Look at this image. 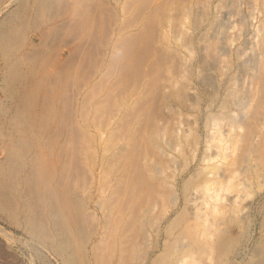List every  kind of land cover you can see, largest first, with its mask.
Instances as JSON below:
<instances>
[{"label": "rangeland", "instance_id": "obj_1", "mask_svg": "<svg viewBox=\"0 0 264 264\" xmlns=\"http://www.w3.org/2000/svg\"><path fill=\"white\" fill-rule=\"evenodd\" d=\"M34 1L39 6L40 1H38V0H0V29L2 28L1 31L4 29V31L2 33L0 31V35L3 36V37H0V44L2 43V45H0V172H3L4 175L6 174V176H4L2 174L5 178L4 181H8V178L10 177L9 181H13V183H15L14 187L11 188L12 190L11 189L8 190L9 191L8 194L9 195L11 194L9 196L10 199L14 198V201L12 199L11 200L13 201V203H15L14 204L15 210L12 208L11 209L9 208V210H10L9 211L8 209L4 208L2 206V204L0 203V205H1L0 206L1 207L0 208V264H67L68 255L73 253L71 255V257L75 258L76 252L71 251L72 249H70V247L68 248L66 246L68 249H66V251H65L64 250L65 248L61 247L62 245L59 244V242H58L59 245L56 244V242H57L56 240L59 241L60 238L58 237L59 236L58 234L54 233L55 231H54V224H52L53 222H49L48 220L46 222L47 223L46 225L48 226V230L51 232V234H50V232H48V230H46L45 232H39L40 235L37 232V234H38L37 235L35 233L34 229H32V226L30 225V224H32V222H29V220L32 221V217L35 219H37V217H40L42 211L43 210L46 211L45 210L46 206L43 207L44 204L41 203L42 204L41 205L40 202H37V198H35V195H34L35 192L32 191L31 187H29V184H28V182H26L25 179L31 174L30 171H32V167L37 165L38 163H40L41 165H48V164L50 165L52 163V159L54 158V156L57 157V155L60 154L57 151L58 145H63L67 141L74 138L76 143L74 142L75 146H74V144H73V146L74 147L78 146L80 148L79 149L76 147V149H78L79 153H77L76 150H74L75 154H77V155H75V157L77 159L78 158L79 159L77 160L75 158L74 159L75 161L72 162L71 165H74V167H75L77 164L79 165L80 161H81L80 164L83 165L82 166L83 168H80L81 165H80V167L77 165L78 167L74 168L76 171L73 169V166L70 167L72 169V171L70 169L69 174L71 175L74 172L71 179L74 177V174H75V179H74L75 181H73V179H72V182L74 183V190H75L76 195L77 196L79 195L78 197L80 199H83V200L86 199L87 200L86 201L87 202L86 207L82 211L84 213L83 215L86 217L92 216L89 213L95 212L99 216L100 212L97 209V207L95 206L94 199L96 198L95 197V195H96V182L98 179L97 172L100 169V165L98 163L99 167L96 164L91 169L89 164L92 163L93 158L96 157V160L99 159V156L102 153L101 151H103L101 147L108 145V144H105V142H104V140H106L107 137H109V140H110V138H112L114 136H118L119 134H121L123 132L124 124H122L123 126H120L118 124L119 122H117V121L119 120L118 118L123 117V115H124V113L122 112L123 110H124V112L125 111L128 112V109H125L124 107L121 108L122 109L121 110L116 105L113 106L115 104V101H114V104L111 102L113 104L112 105L110 103L112 98H114L117 102H120V99L123 100V97H124V100L126 101V100H129L130 96H132V98H136V96H138V97L141 96L140 97V98H142L141 100H140V98H137L138 101H137V99L136 100L134 99L135 104L133 102H131V105L135 106L137 104V106H135V108L133 107L134 113H132V114L136 113L135 115L138 114L139 116L142 114V117L140 116V118H139L140 121L138 120V122H137L138 124L136 125V130L138 127V135H139L138 140H139V142L137 140V142L135 143L137 145H136V147H133V150H134V148H135V150L137 149L138 151L137 150L135 151L137 153L142 149H143L142 151H144L145 146H144L143 139L141 136L143 135L144 129L146 128V126H148L150 121L152 120V115L154 117V114H155V116H157V114H158V107H157L158 105L157 104L159 103V100H160L162 85H165L166 82H169L166 79V77L172 75V72L177 69V66L181 61H185L186 64L191 69L190 70L191 72H187V76H188L187 81H188V78L191 76L189 78L188 83H187L188 85H190L188 87H190V90H192L193 92H195L199 95L200 100L199 99L197 100V103H196V105H194V107L192 105L191 107H189L190 109L189 108H183L182 109V113L180 115V118L182 119L181 126H183V128L184 127L188 128V126H190L189 129L191 131L193 130L192 133H194V134L196 133V135L199 136V137L196 136L198 144H197L196 151H195V153L197 154V160H198L204 151L206 139L209 136H211L212 134H214L215 130L220 129L225 133V132H228L229 128L230 129L233 128V126L230 127L231 123L236 124L235 121H231V120H229V118L225 117L226 113L229 112L232 115V117L238 118L239 115H241L245 111H247L248 108L249 109L251 107L253 108V105H252V102H253L252 96L253 95L251 96V94H250L251 73L254 71V69H256L257 63H255V62L257 61V59L258 60L261 59L263 49H264V0H209V2L207 3L208 4L206 7L207 10H206L205 15L203 17V20L201 19L202 21L200 20L201 21L200 24H198L196 26L195 25L193 26V24H192L193 20L192 19H195L197 17L196 15L200 14L199 13L200 9H198L199 7L197 8L198 5L196 4V3L199 4L200 0H196L195 4L197 6L195 4H192V2L195 0H190L189 3H188V0H185V3L187 2L188 6H189V4L191 5V8H189L190 13H189V11H186V13H182L185 11L183 8H181L179 6V0H178V2H177V0H169L170 1V2L168 1L169 4L167 3L166 0H140V1H138V0H90V1H95L96 3L90 2V4H92V5L89 4L88 11L86 14L84 12H83V14H81L82 15L80 17L81 21L78 22V20H77L78 23H74L73 20L70 18L71 11H70V8H68V7L69 6L71 7L70 4L72 3L71 1H73V0H68L69 2L67 0H53V1L49 0L50 5L48 4V6L44 9L46 11H44L43 13H42V10L40 9V7H38ZM56 1L59 4L61 3V5H58L57 3H55ZM124 1L126 2V4ZM133 1H137V2L134 3ZM182 1H184V0H182ZM98 2H100V3H98ZM130 2L131 3L133 2L132 6H131ZM180 2H181V0H180ZM120 3L125 4L126 6L120 5ZM127 3H129V4H127ZM175 3H177L176 4L177 6L175 5ZM23 4H24V6H23ZM25 5H26V7H25ZM55 5H56V9H55ZM173 5H175L176 7H174ZM166 6L169 8H167ZM178 7H180V8H178ZM128 8L130 9L129 11L127 10ZM39 9L41 11H39ZM61 9H63V10H61ZM122 9H124V10H122ZM180 9H182V10H180ZM37 10L39 13H37ZM151 10H152V12H151ZM48 11H50V12H48ZM52 11H54V12H52ZM47 12H48V14H46ZM58 12H60V13L58 14ZM121 12H123V14H121ZM178 12H181L180 13L181 16H182V14H185V15H183L181 17V19H180V15L177 18ZM34 13H35V15L39 14L40 17H37L38 15L35 16ZM44 13L46 15H44ZM52 13H53V16H51ZM68 13H69V15H68ZM145 13H147V14H145ZM41 14H43V15H41ZM187 14H188V16H187ZM189 14H191V15H189ZM56 15H58V16L55 17ZM148 15H150V16L148 17ZM175 15H177V16L172 17ZM34 16H35V18H34ZM46 16L48 18H46ZM194 16H196V17L194 18ZM44 17L48 21L45 20ZM165 17L168 19V22H167ZM168 17H170V18H168ZM18 18H19V20H18ZM41 18H43L44 20L42 19L43 20L42 21ZM90 18H92L91 19L92 21L90 20ZM142 18H144V19H142ZM11 19H12V21H11ZM36 19L37 20L39 19L40 21L39 20L37 21ZM182 19H187L186 20L187 22L189 20V22H188L189 24ZM59 20L61 21V23ZM65 20H67V21H65ZM173 20H175V21H173ZM177 20H178V22H177ZM14 21H16L17 24ZM24 21H27V22H24ZM68 21H70V23ZM84 21H85V24H84ZM44 22H45V24H44ZM55 22H56L57 26L55 25ZM58 22L60 24H58ZM81 22H83V23H81ZM91 22H92V25H91ZM10 23H11V26H10ZM21 23H23V25L26 24L27 26L26 25L22 26ZM160 23H163V24H160ZM168 23H169V25H168ZM178 23L179 24L182 23V25L180 24L181 26H178L179 25ZM12 24H13L14 30L12 29ZM70 24L73 26L71 29H70V27H71ZM164 24L169 26V28L166 27ZM174 24H175V26H173ZM176 24H178V25H176ZM5 25L9 28H7ZM18 25H20L19 29L17 27ZM58 25H60V26L58 27ZM65 25L67 27L69 25L70 27L67 28V27H65ZM83 25H85V26H83ZM37 26H39V27H37ZM78 26L81 28L79 29ZM176 26H178V27H176ZM49 27L52 28L53 30L50 29ZM62 27H64V28L61 30ZM85 27H86V29H85ZM180 27H183V28H181L183 31V34L182 33L179 34V38H180L179 39L178 35H176V31H178V29ZM15 28H17L18 31ZM46 28H48V29H46ZM65 28H67V29H65ZM166 28H168V29L166 30ZM23 29H24V31H23ZM117 29L120 32H118ZM21 30L23 31L22 34H21V32H22ZM45 30H46L47 34L44 33ZM171 30H173V32L175 31V34L172 33ZM42 31H43V33H42ZM160 31L161 32L167 31L166 33L169 36L168 37L169 40L167 39L168 40L167 42L168 43L171 42L168 44L169 46L167 45L168 47H165L163 44H161V43H164V41H163L164 38H163V33H162V35H161V33L159 34ZM168 31H170V32H168ZM49 32L51 33L50 36L48 34ZM66 32H68V33H66ZM78 32H79V34H78ZM6 33H9L10 35L9 34L6 35ZM116 33L118 35H120L121 37H119V36L115 37V36H117ZM172 34L177 36L178 40L181 42L180 44H178L179 47H177V43H175L176 44L175 45L174 40L171 39ZM177 34H178V32H177ZM73 35L76 38L75 41H73L75 39L73 37ZM84 35H88L89 38H88V36H84ZM127 35L129 37H127ZM180 35H181V37H180ZM16 36H18V37L14 38ZM51 36H52V38H50ZM83 36L85 37L84 41L82 38ZM158 36L161 38H159ZM40 38L45 39V41L42 39L40 40ZM54 38H55V40H54ZM5 39H6V42H5ZM51 39H52V41H51ZM86 39H88V40H86ZM1 40H3V41L1 42ZM11 40H13V41H11ZM105 40L107 42H105ZM113 40L115 43L117 42L118 50L116 49V51H114L116 54L113 51H110L112 48L111 44H113ZM212 40L216 42L217 55L214 56L215 58L213 57L212 59H208V61H206L207 60V57H205L206 56V50H204L205 42L206 41H212ZM8 41H10V42L8 43ZM40 41H42V42H40ZM48 41H50L51 43L50 42L48 43ZM161 41H163V42H161ZM53 42H54V44H53ZM30 43H31L32 47H29ZM119 43H121V45ZM33 44L35 45V47H33ZM42 44L43 45L45 44V45L42 46ZM181 45H183V46H181ZM74 46H77V47H74ZM160 46H164V47H160ZM28 47L30 49H28ZM121 47H122V49L124 48L123 51H122V49L120 50ZM1 48H4V51ZM37 48H39V49H37ZM45 48L47 50H44ZM75 48L77 51L75 50ZM81 48L84 50L81 51L82 50ZM164 48H166V50ZM6 49H8V50H6ZM27 49H28V51H27ZM33 49L37 52H35V51L33 52ZM169 49L171 51H167ZM175 49H176V51L174 52ZM5 50L8 52H5ZM15 50H18V51H15ZM31 50H32V52H31ZM73 50H75V51H73ZM112 50H113V48H112ZM9 51H10V53H9ZM11 52H12V54H11ZM25 52H28V53H25ZM45 52H47V54H49V55H47ZM52 52H53V54H52ZM110 52H112L113 54L112 53H111L112 55L109 54ZM176 52L179 53L180 56H178L179 54L175 55ZM40 53H43V54L39 58L38 56L40 55ZM118 53H120V54H118ZM172 53H173V57H172V55H170ZM15 54H17V56L19 54V56H18L19 58H17ZM24 54H26V57L28 59L26 57H24L25 56ZM29 54H31V56ZM10 55H12V56H10ZM52 55H54V56H52ZM201 55L202 56L205 55V56L202 57ZM4 56L7 58H5ZM42 56H43V58H42ZM116 56H117V58H116ZM20 57H24V58L20 59ZM132 57H134L135 59H133ZM201 57L205 59V60H203V62H206V64L201 63V61H202ZM25 58H26V60H25ZM73 58H76V59L74 60ZM110 58L111 59L114 58V60H111ZM12 59L14 61H12ZM49 59H51V61ZM29 60H31V61L33 60V61L31 62ZM15 61L16 62L20 61L21 63L18 62V64H17ZM34 61H35V63H34ZM43 61L45 63L48 62L47 66L45 65V67H44L45 63ZM107 61H108V63H107ZM11 62H13V63H11ZM26 62H28V63H26ZM40 62H41V64H40ZM15 64H16V66H15ZM22 64H23V66H22ZM27 64L28 65L32 64V65L30 67ZM33 64L35 67H32ZM38 64H40L39 65L40 67H38ZM111 64H115L116 66L114 67ZM120 64L122 66H120ZM24 65H25V67H24ZM26 65L28 68H26ZM64 65H65V67H64ZM156 65H157V67L160 66V68H157ZM173 65L174 66L176 65V67H174ZM11 66L15 70L17 69L18 72L21 71L20 76H21L22 82L21 83L18 82L16 84L17 86H15V89L19 88L20 90L19 89L18 90L8 89V87H6L8 81H9V78H10V71H7V70L12 69ZM168 66H170V67H168ZM36 67H37V70H36ZM118 67L121 69H119ZM152 67H153V69H152ZM154 67L157 68L156 70H158L159 72L156 71ZM24 68H26V70H24ZM29 68H32V71H29V70H31ZM111 68H113V69H111ZM34 69H35L36 73L34 72ZM45 69H46L45 72L47 74L46 76L43 73L44 72L43 70H45ZM171 69H172V71H170ZM163 70L166 71V72H164L165 74H163ZM26 71H27V74H26ZM102 71H104V72L101 75ZM168 72H170L169 74H171V75H169ZM32 73H34V77H33ZM166 73L168 75H166ZM188 73H190V74H188ZM43 74H44L45 79H46L45 84H44L45 86L40 85L39 87L35 88V85L33 86L32 84L36 82L35 80L37 78H39L40 75H42L41 77L44 78ZM53 74H55V75H53ZM146 74H148V76L145 77ZM22 75L23 76L28 75V76L23 78ZM31 75H32V77H31ZM100 75H101V77H100ZM116 75H117V77H116ZM50 76H53V77L50 78ZM131 76H132V78H131ZM5 77H7L6 78L7 81H6ZM98 77H100V78H98ZM106 77H108V78H106ZM115 77H116V79H115ZM152 77L155 79H153ZM156 77H157V79H156ZM162 77L165 78L166 80L163 79ZM25 78L27 79L26 81H25ZM96 78H98V80ZM112 78H114V79H112ZM130 78H131L132 82H131ZM159 78H160V81H159ZM169 78H171V77H168V79ZM29 79H31V80L29 81ZM49 79L50 80L52 79V80L50 81ZM105 79H107V80L104 82ZM121 79H123V80H121ZM161 79H163V80H161ZM23 80H24V82H23ZM113 80H115V81H113ZM94 81H96V82H94ZM99 81H102V83ZM154 81H156V82H154ZM214 81L220 83V85L218 87L219 99H217L211 105H208V94H207V92L212 90L216 86V85H214ZM144 82L146 84H144ZM49 83H51L52 86ZM93 83L97 84L96 86L100 89V91H99V89H97L96 86L94 88L95 90H93V86H92ZM112 83L114 84L112 89L113 90L115 89L114 90L115 95H113L110 98L109 97L104 98V99H107L108 101L105 100V103H103V106H101L99 104H95L97 101V98L99 100V99L103 98L102 96H104V94L107 95V94L112 93V92L107 93V90L111 86L110 84H112ZM131 83H133V84H131ZM138 83L140 84V86L137 85V86H139V88H141V86L145 85V86H143L144 92L142 94H140L141 91H139V90H137V92H136L137 86L135 84H138ZM153 83H155V84H153ZM27 84H30V85H28L29 86L28 88H31L34 92L36 91L38 93L36 95V99H33L34 101H36L35 102L36 105L34 107V110H32L30 107H28V108L26 107L23 110V113H21L22 115H20V114L17 115L16 109L19 108L20 106L21 107L24 106L23 102H21L19 99H20V95H21L22 91L24 90V88ZM122 84H124V85H122ZM98 85L100 87L102 86V89ZM18 86H20V87H18ZM149 86H151V87H149ZM153 86H154V88H153ZM16 87H18V88H16ZM40 87H43V89ZM116 87H118V88H116ZM157 87H159V91H158ZM38 88H40V89H38ZM45 88H47L46 92H45V90H46ZM129 88H130V90H129ZM151 88H152V90H151ZM51 89H53V90H51ZM87 89H89L88 93L86 92ZM118 89H120V90H118ZM10 90H12V91H10ZM16 91H18V92H16ZM50 91H52V92H50ZM90 91H93L92 95H91ZM131 91L134 92V95H133V93H131ZM42 92H44V93H42ZM119 92H120V94H117ZM121 92H124V95ZM126 92H127V94H126ZM138 92H140V93L137 94ZM149 92L151 94H149ZM13 93H15V94H13ZM45 93H46V95L47 94H50V95H47V97H46ZM94 93H96V94L98 93V94L93 95ZM155 93H157V94H155ZM225 93L227 95L226 97L228 99V105H227L226 109L224 111H222L219 108V102L221 100L220 98H222ZM83 94H84V96H83ZM40 95H42L43 98L45 97L46 99H43L42 96H40ZM116 95H120L119 99H118L119 96L117 97L118 100L115 97ZM49 96H50V98H49ZM40 97H41V99H40ZM99 97H101V98H99ZM151 97H152V99H151ZM51 98H52V101L50 102ZM87 98H90V100L88 99L89 101H86ZM109 99H111V100H109ZM83 100H85V102H82ZM41 102L43 104L44 103L45 104L43 105ZM18 103L19 104L21 103V104L19 105ZM37 103H39V104H37ZM47 103H49V106L52 104V107L49 110L50 116H48L47 120H45L46 123L44 121V122L38 123L39 125L36 124V125H33L30 127L28 125L27 121L29 120L30 117H32L34 115L33 112L43 111V107H45V105H47ZM82 103H83V105L85 104L84 105L85 107L82 106L83 109H81V110L85 109L84 110L85 112L82 111L83 113H80L79 108L81 106H79V105H82ZM92 103L95 105H93ZM148 103H150V104L148 105ZM104 104L105 105L108 104L109 106H106V108H105ZM145 104H146V106H145ZM110 105L113 106L114 111L112 110V107H110ZM127 105H129V102ZM141 105H142V108L140 107ZM154 105H157V106L155 107ZM86 106H87V108L89 106V108L87 110H86ZM143 106H145V107H143ZM97 107H100L102 112H99L98 110L96 111L95 109ZM103 107L105 108V110ZM136 107H137V109H136ZM138 107H140L141 109L138 110ZM156 108H157V111H156ZM27 109H28V111H27ZM106 109H107V111L109 110L110 113H108L106 111ZM47 110H48V108H47ZM111 110H112L113 114L111 113ZM24 111H25V113H24ZM103 111H104V113H103ZM142 111H144V113ZM152 112L154 114H152ZM84 113H87V115L85 114L86 115L85 117H83ZM93 113L94 114L96 113L99 116L96 117V114L94 115ZM101 113L103 116L101 115ZM115 113H116V115H115ZM121 113H123V115ZM47 114H48V112H47ZM106 114L107 115L109 114L110 116L108 115V118H106L107 117ZM120 114H121V116H120ZM146 114H148L149 116ZM52 115H53V117H51ZM67 116H70V117H67ZM91 117L92 118L94 117V119H92ZM60 118H63V120ZM64 118L66 119L65 121H64ZM99 118L101 119V121L98 120ZM142 118H143V120H141ZM147 118L149 120L150 119L151 120L149 121V120H147ZM50 119H52V120H50ZM84 119L86 121H84ZM102 119H104V121ZM92 120H95L94 123L92 122ZM106 120H108L109 122L107 121L108 123H106L105 122ZM102 121H103V123H102ZM17 122L25 123L24 125L26 128L23 126L19 127L18 125H16ZM83 122H86V123H83ZM26 123H27V126H26ZM59 123H60V125H59ZM68 123H70V124L72 123L73 126L68 125ZM75 123L77 125L76 130L79 129L81 131V129H82L81 132L79 130H77V131L74 130ZM97 123H99V124L97 125ZM85 124H87V125H85ZM114 124H116V125H114ZM37 125L39 126V128ZM89 125L91 127H87ZM99 125H101V126H99ZM102 125L103 126L105 125L104 126L105 129H103L104 127ZM12 126L14 128H12ZM16 126L18 129V130L16 129L17 131H15ZM36 126H37V128H36ZM43 126L45 128L44 131H43ZM59 126H61V127L63 126V127L61 128ZM191 126H193V127H191ZM69 127H71V129ZM101 127H103V128H101ZM20 128H22L23 130ZM263 128H264V125H263ZM83 129H85V130H83ZM110 129H112V131L113 130L114 131L110 133V131H111ZM141 129H142V132L140 133ZM28 130L30 132H28ZM98 130H100V131H98ZM101 130H103V131H101ZM108 130H110V131H108ZM115 130H116V132H115ZM118 130L121 131V133ZM66 131H67V133H66ZM31 132H32V134H30ZM117 132H119V134ZM15 133H17V134H15ZM37 133H39V135ZM70 133H73L72 135H75V136L69 135ZM81 133H83V134H81ZM113 133H114V135H112ZM9 134L12 138L8 137ZM54 134H56V135H54ZM80 134L83 137H81ZM40 135H42V136L40 137ZM65 135H68V137L66 138ZM89 135H92V137H93L92 141H90L92 139V137H90L89 141L87 140ZM51 136H54L55 138H53ZM57 136H59V137L57 138ZM75 137H77L78 139H76ZM140 138L142 139L141 143H140ZM28 139H30V140H28ZM189 139L190 140H188V137H187L186 141L185 140L181 141L184 145L182 143H178L179 146H180V144L183 145V148H181V150L182 149L184 151L187 150L186 151L187 153L182 152L183 150L182 151L180 150L178 144L177 145L171 144V146H173V147H169L168 151L171 153H176L177 151H181V152H177V153H182L183 157H187V159H188L189 157H191V155H192L191 152L194 150V146L196 145V144L194 145L193 143L191 144V137H189ZM35 140H37V141L34 143ZM50 140H52V141H50ZM28 141H29V143H28ZM77 141H82L81 145L79 144V142L77 143ZM84 141H86V142H84ZM187 141H189V142H187ZM23 142L25 144H23ZM53 142L55 143L54 145H53ZM37 143H39V145ZM84 144H85V147H87L86 145H88V144L92 145V148L89 145H88V147H90V148H88V147L85 148L89 151L91 150L90 152H92L94 150V152H92L91 155L88 156L87 150L83 151L84 148L82 147V145H84ZM138 144H140V145H138ZM185 145L187 146V148ZM188 145L190 146V148L192 147L193 150L190 149ZM108 148H109V146H108ZM170 148H172L171 149L172 151L170 150ZM173 148L174 149L177 148V151L174 152L176 149L174 150ZM11 149H17L18 151L21 152V154H23L22 157H24V158L21 157L22 160L20 159V161H22L21 164L24 163V165H23L24 167H22V165H21L19 167V169H21V168L22 169L21 170L18 169L19 171H17L16 167L13 168L9 165L10 161H9V157H7L9 155H7V154L10 153ZM39 149H41V150H39ZM48 150H50V152L52 151L51 155H49L50 152ZM188 150H191V151H188ZM89 151H88V153H90ZM24 152H26V153L24 154ZM45 152H47V153L45 154ZM56 152H58V154ZM188 152H190V153H188ZM32 153H34L35 155L40 153L42 155V157H44V158H42L40 154H38V156H35ZM140 153H141V151L139 152L138 156L142 155V154L140 155ZM184 153L186 154L185 156H184ZM93 154H95L96 156H93ZM182 154H181V156H179L180 158H183ZM32 155L34 157H31ZM52 155H53V157H52ZM85 156H86V159H84ZM38 157H41L44 160H41ZM45 157L48 160H50L51 162L49 163V161H47V159H45ZM61 157H62V154H61ZM179 157L177 156V163L178 162L180 163V161H182L179 159ZM88 158H91V159H88ZM82 159H84V160H82ZM33 160H35V161H33ZM89 160H91V161H89ZM197 160L195 163H192V165L190 166V169L186 173H184L183 177H187L188 174L191 172V170L195 169V166H197V163H198ZM45 161H47V162H45ZM7 163H9V164L7 165ZM83 163H85V164H83ZM31 164H34V165L31 166ZM84 165L86 166L87 170H85L86 168ZM1 170H3V171H1ZM78 170H79V172L77 173ZM24 174L26 177L24 176ZM59 174H58L59 178H56V177H55V179L53 178L54 181L60 180L61 175H59ZM77 174H79V175L81 174L80 175L81 178H79V175H77ZM2 175L0 174V176H2ZM10 175L11 176L13 175V177H15V180L13 179V177L11 179ZM83 175H84V178H82ZM262 177H261V183H262L261 190L259 192H257V194H255L253 197H251V198L249 197L250 198L249 200L252 201L251 202L252 205H251V208L248 210V216H247L248 218H246L248 220H245L243 223L244 225L242 224L241 227H232L231 228V234H233V235L235 234L234 236L238 237V242H239V243H237V245L235 247L237 250H235V252L232 255H229V258H231V260L233 259L232 260L233 262H231V264H242V263L244 264L245 262H247L252 255L251 253L254 250L256 242L261 237L264 236V227H262V226H264L262 224V223H264L262 221L263 220L262 217H263V213H264V175ZM83 179H85L84 184H83ZM77 182H78V185H77ZM79 185H80V187H79ZM77 186H78V188L76 189ZM16 188H17V190H16ZM27 189H28V191H27ZM80 190H82V191H80ZM86 190H88V192ZM21 193H22V195H21ZM25 193H26V195H24ZM28 194H31L30 199H28L29 198ZM23 195H24V197H23ZM89 196L93 197V198L90 200V199H88V198H90ZM26 197H28V198L25 199ZM22 199H24V200H22ZM31 201L33 202V204ZM28 203H30L31 206H29ZM22 205H24V206H22ZM25 206H26V208H25ZM28 206H29V208H27ZM17 208H18V210H17ZM21 209H22V211H24V209H25V211L22 212ZM4 210L5 211L8 210V212H5ZM29 211H30V213H28ZM33 212H34V216L32 215ZM30 214H31V216H30ZM28 216H30L31 219ZM12 217H14V218H12ZM27 217L29 218L28 221H27V219H28ZM91 218L92 217L85 218L84 225H83V227L87 228V229H85V228L84 229L88 232L92 228L91 221H94V220H91ZM85 223H88L90 225L88 226L86 224L87 225L86 226ZM92 224H94V222ZM44 227H46V226H44ZM50 228H51V230H50ZM45 229H47V228H45ZM30 230H33V231H30ZM34 233H35V235H34ZM41 233L42 234L46 233V234H49L50 236L51 235L52 236H51V238L48 237V239H47V238H45V236L47 237V235L43 234V236H42ZM54 238H55V240H54ZM49 239H51V240H49ZM52 240H54V241H52ZM89 243H91V238L86 243V250H87L88 254L90 251V248H89L90 244ZM68 246H70V245H68ZM190 260L191 261L187 264H202L200 262H198V263H196V261L194 262V260H195L194 258H191Z\"/></svg>", "mask_w": 264, "mask_h": 264}, {"label": "bare ground", "instance_id": "obj_2", "mask_svg": "<svg viewBox=\"0 0 264 264\" xmlns=\"http://www.w3.org/2000/svg\"><path fill=\"white\" fill-rule=\"evenodd\" d=\"M38 1H40L39 6L35 1L34 2L36 3V5L38 7H40V9L42 10V13H43L44 11H46L44 9L48 6L50 1L49 0H38ZM138 1H140V0H138ZM166 1L168 3L169 0H166ZM189 1L190 0H188V3H189ZM71 2H72L70 4L71 7L70 6L68 7V8H70V11H71L70 18L73 20L74 23H78L79 21H81V19H80V17L82 16L81 14H83V12L85 14L87 13L90 2L92 3L95 1L73 0ZM133 2L135 3L137 1H133ZM177 2H178V0H177ZM193 2H192V4H195L196 0ZM208 2H209V0H202V1L200 0L199 4L196 3L198 6L195 4L197 6V8L199 7L198 9H200V11H199L200 14L196 15L197 17L194 16V18L196 17L195 19H192L193 20L192 21L193 26L200 24V22L203 20V17L205 15L206 10H207L206 7L208 5L207 4ZM55 3H57L58 5H61V3L59 4L57 1ZM98 3H100V2H98ZM132 3H131V6L133 5ZM125 4H126V2H125ZM125 4L120 3V5H125ZM127 4H129V3H127ZM176 4L177 3H175V5ZM90 5H92V4H90ZM175 5H173V6L176 7L177 5L176 6ZM23 6H24V4H23ZM179 6L181 8H183L185 11L182 13H186V11H189V13H190L189 8H191V5L189 4V6H190L189 7L187 5V2L185 3V0L184 1L181 0V2L179 0ZM25 7H26V5H25ZM180 7H178V8H180ZM167 8H169V7H167ZM40 9H39V11H41ZM55 9H56V5H55ZM61 10H63V9H61ZM122 10H124V9H122ZM127 10L129 11L130 9L128 8ZM180 10H182V9H180ZM54 11H52V12H54ZM48 12H50V11H48ZM48 12L46 14H48ZM151 12H152V10H151ZM35 13H34V15H35ZM37 13H39L38 10H37ZM59 13L60 12H58V14ZM147 13H145V14H147ZM180 13L181 12H178L177 13L178 16L175 15L172 17L177 16V18H178ZM46 14L44 13V15H46ZM121 14H123V12H121ZM41 15H43V14H41ZM68 15H69V13H68ZM150 15H148V17ZM183 15H185V14H182V16ZM189 15H191V14H189ZM35 16L40 17L39 14H36ZM35 16H34V18H35ZM51 16H53V13ZM57 16L58 15H56L55 17H57ZM182 16L180 15V19ZM187 16H188V14H187ZM46 18H48V17L46 16ZM46 18H45V20H47ZM168 18H170V17H168ZM42 19L43 18H41V20ZM91 19L92 18H90V20ZM142 19H144V18H142ZM187 19H182V20L187 22L186 21ZM18 20H19V18H18ZM77 20H78V22H77ZM166 20L168 22L167 18H166ZM11 21H12V19H11ZM65 21H67V20H65ZM173 21H175V20H173ZM14 22L16 23V21H14ZM24 22H27V21H24ZM56 22H55V25H56ZM68 22L70 23V21H68ZM177 22H178V20H177ZM188 22H189V20H188ZM60 23H61V21H60ZM60 23L58 22V24H60ZM81 23H83V22H81ZM163 23H160V24H163ZM13 24H12V29H13ZM21 24H22V26L26 25V24L23 25V23H21ZM44 24H45V22H44ZM84 24H85V21H84ZM178 24H176V25H178ZM180 24L182 25V23H180ZM180 24L178 26H181ZM91 25H92V22H91ZM168 25H169V23H168ZM10 26H11V23H10ZM19 26L20 25L17 26L18 29L20 28ZM59 26L60 25H58V27ZM83 26H85V25H83ZM165 26L169 28V26H167V25H165ZM173 26H175V24ZM178 26H176V27H178ZM37 27H39V26H37ZM65 27H67V26L65 25ZM68 27H70V26L68 25ZM72 27L73 26L71 25L70 29ZM7 28H9V27H7ZM63 28L64 27H62L61 30ZM67 28H65V29H67ZM80 28L81 27H79V29ZM168 28H166V30ZM181 28H183V27H180L178 29V31H176V35H178V38H179V34H181V33L183 34V31ZM1 29H0V31H1ZM15 29H17V28H15ZM18 29H17V31H18ZM46 29H48V28H46ZM50 29H52V28H50ZM85 29H86V27H85ZM3 31H4V29L1 31V33ZM23 31H24V29H23ZM23 31L21 32V34L23 33ZM117 31H118V29H117ZM171 31H172V33L175 34V31L174 32H173V30H171ZM118 32H120V31H118ZM166 32L160 31L159 34L161 33V35H162V33H163L164 40L163 39L162 40L164 41V43H161V44H163L165 47H168L169 46L168 44L171 42H169V43L167 42L169 40L168 39L169 36L167 35ZM168 32H170V31H168ZM177 32H178V34H177ZM42 33H43V31H42ZM44 33H46V30L44 31ZM66 33H68V32H66ZM7 34H9V33H6V35ZM48 34L50 36L51 33L49 32ZM78 34H79V32H78ZM174 34H172V37L173 36L174 37L173 38L171 37V39H173L174 44L177 43V47H179L178 44H180L181 42L178 40L177 36H175ZM74 35H73V37H74ZM84 36H88V35H84ZM84 36L82 37L83 41L85 40ZM118 36L121 37L118 34L115 37H118ZM0 37H3V36L0 35ZM17 37L18 36L14 37V38H17ZM127 37H129V36L127 35ZM180 37H181V35H180ZM42 38H40V40ZM50 38H52V36ZM88 38H89V36H88ZM159 38H161V37H159ZM45 39H42V40L45 41ZM54 40H55V38H54ZM75 40H76V38L73 41H75ZM86 40H88V39H86ZM2 41L3 40H1V42ZM11 41H13V40H11ZM51 41H52V39H51ZM163 41H161V42H163ZM5 42H6V39H5ZM9 42L10 41H8V43ZM40 42H42V41H40ZM49 42L50 41H48V43ZM105 42H107V41L105 40ZM53 44H54V42H53ZM119 44L121 45V43H119ZM0 45H2V43ZM44 45L42 44V46H44ZM77 46H74V47H77ZM111 46H112L113 50L111 48L110 51L114 52V51H116V49L118 50L117 42L115 43L114 40H113V44H111ZM164 46H160V47H164ZM181 46H183V45H181ZM29 47H32L31 43H30ZM29 47H28V49H30ZM33 47H35L34 44H33ZM122 47L120 48V50L122 49ZM216 47H217L216 42L213 40L205 42L204 50H206V56L205 55L204 56L207 57L206 61H208V59H212L214 56L217 55V50H216L217 48ZM4 48H1V49L4 51ZM28 49H27V51H28ZM37 49H39V48H37ZM123 49H122V51H123ZM164 49L166 50V48H164ZM170 49L167 51H171ZM6 50H8V49H6ZM6 50H5V52H8ZM44 50H47V49L45 48ZM75 50H76V48H75ZM75 50H73V51H75ZM83 50L84 49H82L81 51H83ZM15 51H18V50H15ZM34 51L35 50L33 49V52ZM175 51H176V49L174 50V52ZM31 52H32V50H31ZM35 52H37V51H35ZM9 53H10V51H9ZM25 53H28V52H25ZM45 53L47 54V52H45ZM111 53L112 52H110L109 54H111ZM11 54H12V52H11ZM42 54L43 53H40V55L38 54L39 55L38 57L40 58ZM52 54H53V52H52ZM118 54H120V53H118ZM177 54H179V53L176 52L175 55H177ZM15 55L17 58H19L18 57L19 54H18V56H17V54H15ZM24 55H25L24 57H26V54H24ZM29 55L31 56V54H29ZM47 55H49V54H47ZM170 55H172V57H173V53ZM10 56H12V55H10ZM52 56H54V55H52ZM178 56H180V54ZM204 56H202V57H204ZM24 57H20V59L24 58ZM202 57H201V60H202L201 63L206 64V62H203V60H205V59ZM5 58H7V57H5ZM26 58H25V60H26ZM42 58H43V56H42ZM116 58H117V56H116ZM132 58L135 59L134 57H132ZM73 59L75 60L76 58H73ZM49 60L51 61V59H49ZM111 60H114V58H112ZM12 61H14V60L12 59ZM29 61H31V60H29ZM18 62H20V61H18ZM18 62H16V63L18 64ZM48 62L47 63L44 62L45 63L44 67H45V65L47 66ZM11 63H13V62H11ZM26 63H28V62H26ZM34 63H35V61H34ZM107 63H108V61H107ZM255 63H257V64H256V69H254V71L251 73V88H250V94H251V96L253 95L252 96L253 108L252 107H251L252 109L248 108V110L245 111L243 114L239 115L238 118L232 117V115L229 112L226 113L225 117L229 118V120H231V121H235L236 124L231 123L230 127L233 126V128H231V129L229 128L228 132H225V133L220 129L215 130L214 134H212L211 136H209L206 139L204 151L198 160H197V154L195 153L196 147L198 144L196 136H198V135H196V133L195 134L192 133L193 130L191 131L189 129L190 126H188V128L187 127L183 128V126H181L182 119L180 118V115L182 113V109L183 108H189L192 105L194 107V105H196V103H197V100L198 99L200 100L199 95L197 93L193 92L192 90H190V87H188L190 85H188L187 83H188L189 78L191 76L189 75L190 77L188 78V81H187V77H188L187 72H191L190 71L191 69L186 64L185 61H181L178 64L177 69L172 72V75L169 74L170 72H168V74L171 75L168 77H171V78H169L170 79L169 80L168 77H166V79L169 82H166V84L164 83L165 85H162V91L160 90L161 91L160 100H159L158 104L156 103L158 106L154 105L155 107L156 106L158 107V114H157V116H155V114L152 112V114H154V117L152 115V120L150 119L151 121L147 118V120H149L150 123L148 126H146V128L144 129V133L141 136L143 139L144 146H145L144 151H142L143 149L142 150L139 149L141 151L140 155L142 154L141 156H138L140 151L138 153L135 152L137 149L135 150V148H134V150H133V147H136L137 144H135V143L139 139L138 138L139 137L138 127L136 130V125L138 124L137 123L138 120L140 121V119H139L140 116L142 117L141 113L142 112L144 113L145 110L140 113L141 114L140 116L138 114L135 115L136 113L132 114V113H134V108H135V106H137V104L135 106L131 105V102L134 103L135 100L137 98H140L141 96L140 97L136 96V98H132V96H130L129 100L125 101L124 97L121 95L123 97V100L120 99V102H117L114 98H112V100L109 99V100H111L110 103L112 102L114 104V101H115L114 105L111 103L113 106L116 105L120 109L124 107L125 109H128V112L127 111L124 112V110H123L122 112L124 113V115H123V113H121L123 115V117H121L122 119L121 118H118L119 120L117 119L118 120L117 122H119L118 124L120 126H123L122 124H124L123 132L121 133V131L118 130L121 134H119V132H117L119 135L110 138V140H109V137H107V139L104 140L105 144H108L107 146L105 145L107 148L105 146L101 147L103 151H101L102 153L100 154L99 159L96 160V157H95L92 159V163L89 164L91 169L96 164L98 167L100 165V169L97 172L98 179L96 182V195H95L96 198L94 199L95 206L99 210L100 215L98 216L95 212L94 213L91 212L92 214L89 213L92 216H87V217L88 218L92 217L91 220H94V221H91L92 228L90 227L91 228L90 231L89 232L86 231L85 229H87V228L83 227V225H84L85 218H87V217L83 215L84 213L82 211L86 207V204H87L86 201L87 200L86 199H84V200L80 199L78 197L79 195L78 196L76 195L75 190H74V183L72 182V179H73V181H75L74 180L75 174H74V177L72 179H71V177H72L74 172L73 173L71 172L72 173L71 175L69 174V172H70L69 170L71 169L70 168L71 166H73V169L78 167V166L80 167V165H81L80 168H83L82 167L83 165L80 164L81 161H80V163L78 162L79 163V165L77 164L78 166L76 164H75L76 165L75 167H74V165H71L72 162L75 161L74 160L76 158L75 155H77V154H75L74 150H76V152L79 153L78 149H76V147L77 148H79V147L78 146L74 147L76 142H75V139L72 138L71 140L67 141L65 144L58 145L57 151L60 154H58V152H56L58 155H57V157L54 156V158L52 159V163L50 165L49 164L48 165H41L40 163H38L37 165L33 166L34 164H31V166H33L32 171H30L31 174L29 173L30 175L25 179L26 182H28L29 187H31L32 191L35 192L34 195H35V198H37V202H40V204L41 203L44 204L43 207L46 206V208H45L46 211L43 210L41 213V216L37 217V219L32 217V221H30L29 218L31 219V217H30L31 214H30V216H28L29 218L27 217L28 218L27 221L29 220V222H32V224H30V225L32 226V229H34L35 233L37 234V232H38V234H39V232H45L46 230H48V226L46 225L47 220L49 222H53L52 224H54V231H55L54 233L58 234L59 236L58 235L57 236L60 238L59 241L56 240L57 241L56 244H58V242H59V244L62 245V246L61 245L60 246L65 248L64 249L65 251H66V249H68L70 247V249H72L71 251L76 252L75 258L71 257V255L73 253L72 254L69 253L70 255L67 254L68 255L67 264H187L191 261L190 260L191 258L195 259L194 262L196 261V263L200 262L202 264L203 263L204 264H231V262H233L232 261L233 259L231 260V258H229V255H232L235 252V250H237L235 247H236L237 243H239L238 237L234 236L235 234L234 235L231 234V228L232 227H241V225L244 223V221L248 220V219H246V218H248L247 217L248 216V210L251 208V205H252V203H251L252 201H250L249 199L261 190V188H262L261 177L264 175V128H263V125H264V49H263L261 59L260 60L257 59V61ZM23 64H22V66H23ZM40 64H41V62H40ZM40 64H38V67H40L39 66ZM27 65H26V68H28ZM31 65L29 64L28 66L31 67ZM111 65H113L114 67L116 66L115 64H111ZM157 65H156V67H157ZM15 66H16V64H15ZM120 66H122V65L120 64ZM24 67H25V65H24ZM32 67H35L34 64ZM64 67H65V65H64ZM168 67H170V66H168ZM174 67H176V65ZM26 68H24V70H26ZM157 68H160V66ZM157 68H155V70ZM29 69H31V70H29ZM29 69H28L29 71H32V68H29ZM111 69H113V68H111ZM119 69H121V68H119ZM152 69H153V67H152ZM36 70H37V67H36ZM165 70H163V74H165L164 73V72H166ZM7 71H10V78H9V81H8L6 87H8V89L18 90L19 89L18 87H20V86L16 87L18 89H15V86H17L16 84L18 82H20V83L22 82L21 76H20L21 71L18 72V70L17 69L15 70L13 67H12V69L7 70ZM43 71H44L43 73L46 76L47 75L45 72L46 69ZM156 71H158V70H156ZM170 71H172V69ZM34 72L36 73L35 69H34ZM103 72L104 71L101 72V75L103 74ZM26 74H27V71H26ZM32 74L34 77V73H32ZM44 74H43V76H44ZM168 74L166 73V75H168ZM188 74H190V73H188ZM53 75H55V74H53ZM101 75H100V77H101ZM27 76L25 75V76H23V78L27 77ZM41 76L42 75H40L39 78H37L35 80L36 82L32 84L33 86L35 85V88L39 87L40 85L43 86L45 84V81H46L45 76H44V78H42ZM146 76H148V74H146L145 77ZM31 77H32V75H31ZM51 77H53V76H50V78ZM100 77H98V78H100ZM116 77H117V75H116ZM116 77H115V79H116ZM6 78L7 77H5V79ZM98 78H96V79L98 80ZM106 78H108V77H106ZM131 78H132V76H131ZM131 78H130V80H131ZM160 78H159V81H160ZM112 79H114V78H112ZM123 79H121V80H123ZM153 79H155V78H153ZM156 79H157V77H156ZM163 79H165V78H163ZM163 79H161V80H163ZM26 80L27 79L25 78V81ZM30 80L31 79H29V81ZM106 80L107 79H105L104 82ZM6 81H7V79H6ZM113 81H115V80H113ZM23 82H24V80H23ZM94 82H96V81H94ZM99 82L102 83V81H99ZM131 82H132V80H131ZM154 82H156V81H154ZM139 83L135 84V85L140 86ZM49 84L51 85V83H49ZM131 84H133V83H131ZM144 84H146V83L144 82ZM153 84H155V83H153ZM28 85H30V84H27L25 86V88L23 87L24 88V90L22 89L23 91L21 90L22 93L20 95V99L17 97L21 102H23V105H24V106H22V107L20 106L19 108L16 109L17 115H19V114L22 115L21 113H23V110L26 107L27 108L30 107L32 110H34V107L36 105V103H35L36 101H34L33 99H36V95L38 93L36 91L34 92L31 88H28L29 87ZM96 85H97L96 83H93V85H92L93 90H95L94 88ZM110 85L111 86L109 88L107 87L108 88L107 93H110V92H112V93L107 94V95L104 94V96H102L103 97L102 99L98 100V98H97L96 103L94 102L95 104H99V105L103 106V103H105V100H107L104 98H108V97L110 98L113 95H115V93H114L115 89L114 90L112 89L114 84L112 83ZM122 85H124V84H122ZM214 85H216V86L212 90L207 92V94H208V105H211L217 99H219L218 87H219L220 83L214 81ZM139 86H137L138 88L136 87V92H137V90H139V91H141V93L138 92L137 94H139V93L142 94L144 92L143 86H145V85L141 86V88H139ZM118 87H116V88H118ZM149 87H151V86H149ZM159 87H157L158 91H159ZM40 88L43 89V87H40ZM40 88H38V89H40ZM100 88L102 89V86ZM153 88H154V86H153ZM45 89H46L45 90V92H46L47 88H45ZM97 89H99V88L97 87ZM51 90H53V89H51ZM118 90H120V89H118ZM129 90H130V88H129ZM151 90H152V88H151ZM10 91H12V90H10ZM88 91H89V89H87L86 92L88 93ZM99 91H100V89H99ZM16 92H18V91H16ZM50 92H52V91H50ZM90 92L92 95L93 91H90ZM42 93H44V92H42ZM121 93H123V95H124V92H121ZM131 93H133V95H134V92L131 91ZM157 93H155V94H157ZM13 94H15V93H13ZM84 94H83V96H84ZM97 94L94 93L93 95H97ZM117 94H120V92ZM126 94H127V92H126ZM149 94H151V93L149 92ZM45 95H46V93H45ZM47 95H50V94H47ZM47 95H46V97H47ZM40 96H42V95H40ZM226 96L227 95L225 93L224 96L222 98H220L221 100L219 102V108L222 111H224L228 105V99ZM115 97H116V99H117V97L119 99L120 95H116ZM42 98H43V96H42ZM49 98H50V96H49ZM99 98H101V97H99ZM40 99H41V97H40ZM43 99H46V98L44 97ZM88 99L90 100V98H87L86 101H89ZM141 99L142 98H140V100ZM151 99H152V97H151ZM51 101H52V98L50 99V102ZM137 101H138V99H137ZM82 102H85V100H83ZM128 102H129V105H127ZM39 103H37V104H39ZM95 104H93V105H95ZM108 104L107 105L104 104L105 108H106V106H109ZM149 104L150 103H148V105ZM84 105H83V103H82V105H79V106H81L79 108L80 113H83L82 111L85 110V109L81 110V109H83L82 106L85 107ZM113 106L110 105V107H112V110L114 111ZM145 106H146V104H145ZM145 106H143V107H145ZM51 107H52V104L49 106V103H47V105H45V107H43V111L33 112L34 115L32 117H30L29 120L27 121L28 125L31 127L33 125H36L38 123H41V122H44L45 120H47L48 116H50L49 110L51 109ZM140 107L142 108V105ZM140 107H138V110L141 109ZM47 108H48V110H47ZM88 108H89V106H88ZM88 108L86 106V110ZM97 108L95 109L96 111L98 110L99 112H102L100 107H97ZM105 108H104V110H105ZM107 109H106V111H107ZM136 109H137V107H136ZM112 110H111V113H112ZM27 111H28V109H27ZM156 111H157V108H156ZM47 112H48V114H47ZM107 112L110 113L109 110ZM24 113H25V111H24ZM87 113H84L83 117H85L87 115ZM103 113H104V111H103ZM121 114H120V116H121ZM101 115H102V113H101ZM108 115L106 118H108ZM115 115H116V113H115ZM146 115H148V114H146ZM97 116H99V115L96 114V117ZM51 117H53V115ZM67 117H70V116H67ZM60 119L63 120V118H60ZM92 119H94V117ZM50 120H52V119H50ZM65 120L66 119L64 118V121ZM95 120H92V122L94 123ZM98 120L101 121L100 118ZM102 120L104 121V119H102ZM108 120H106L105 122L108 123L109 122ZM141 120H143V118ZM84 121H86V120L84 119ZM103 121H102V123H103ZM45 123H46V121H45ZM83 123H86V122H83ZM24 124L25 123H23V122H17L16 125H18L19 127L20 126L25 127ZM98 124L99 123H97V125ZM59 125H60V123H59ZM68 125H72V123L71 124L68 123ZM85 125H87V124H85ZM114 125H116V124H114ZM26 126H27V123H26ZM37 126H36V128H37ZM99 126H101V125H99ZM59 127H61V126H59ZM71 127H69V128L71 129ZM74 127H73L74 130H76V127H77L76 123H75ZM87 127H91V126L89 125ZM103 127H101V128H103ZM191 127H193V126H191ZM12 128H14V127L12 126ZM38 128H39V126H38ZM16 129H17V126L15 128V131L18 130V129L17 130ZM20 129H22V128H20ZM44 129L45 128L43 126V131H44ZM103 129H105V127ZM77 130H79V129H77ZM83 130H85V129H83ZM110 130H108V131H110V133L114 131V130L112 131V129H110ZM67 131H66V133H67ZM81 131H82V129H81ZM98 131H100V130H98ZM101 131H103V130H101ZM28 132H30V131L28 130ZM115 132H116V130H115ZM141 132H142V129H141L140 133ZM17 133H15V134H17ZM30 134H32V132ZM37 134L39 135V133H37ZM72 134L73 133H70L69 135H72ZM81 134H83V133H81ZM54 135H56V134H54ZM92 135H89L88 138L86 137L88 141L90 140V137H92ZM112 135H114V133ZM41 136L42 135H40V137ZM72 136H75V135H72ZM8 137H11L10 134ZM51 137L55 138L54 136H51ZM58 137L59 136H57V138ZM65 137L67 138L68 135H65ZM81 137H83V136L81 135ZM187 137H188V140H190L189 137H191V144L192 143L194 145L196 144L195 146L193 145L194 150L192 149V147L190 148V146L188 145L189 148L193 150L191 152L192 153L191 157H189L188 159H187V157H183L182 153H177V152H181L183 150V149L181 150V148H183L184 144L181 141L182 140L186 141ZM75 138L78 139L77 137H75ZM142 139L140 138V143H141ZM28 140H30V139H28ZM92 140H93V137L90 141H92ZM36 141L37 140H35L34 143ZM50 141H52V140H50ZM78 142L81 145L82 141H77V143ZM84 142H86V141H84ZM138 142H139V140H138ZM187 142H189V141H187ZM28 143H29V141H28ZM178 143H182L183 145L180 144V146H179ZM23 144H25V143L23 142ZM37 144L39 145V143H37ZM54 144L55 143L53 142V145ZM73 144H74V146H73ZM171 144H176V145L178 144L181 151H177V148H175L176 150L173 148L175 150L174 152H176V151L177 152L176 153L169 152L168 151L169 147H173V146H171ZM88 145L91 146V148H92L91 144H88ZM88 145H86V146L88 147ZM138 145H140V144H138ZM108 146H109V148H108ZM82 147L84 148L83 151L87 150V149H85V148H87V147H85V144L82 145ZM88 148H90V147H88ZM186 148H187V146H186ZM171 149L172 148H170V150ZM39 150H41V149H39ZM48 151L50 152V150H48ZM88 151L89 150H87L88 156L91 155L92 152H94V150L92 152H90L91 151L90 150L89 151L90 153H88ZM186 151L183 150L182 152H186ZM188 151H191V150H188ZM51 152L49 155H51ZM25 153L26 152H24V154ZM46 153L47 152H45V154ZM188 153H190V152H188ZM32 154L35 155L34 153H32ZM38 154H40V153H38ZM38 154H36L35 156H38ZM61 154H62V157H61ZM181 154H182L183 158L179 157V156H181ZM7 155H9L7 157H9V161H10V164L7 163V165L9 164L13 168L16 167L17 171L22 169V168L19 169V167L21 165H22V167H24L23 166L24 163L21 164L22 161H20V159L22 160V158H24V157H22L23 154H21L20 151H18L17 149H11L10 153ZM33 155L31 157H34ZM185 155L186 154L184 153V156ZM93 156H96V155L93 154ZM177 156L179 157L180 160H182V161H180V163L179 162L177 163ZM41 157H42V155H41ZM41 157H38V158L41 160H44V159H42L44 157H42V158ZM52 157H53V155H52ZM45 159H47V158L45 157ZM84 159H86V156ZM84 159H82V160H84ZM88 159H91V158H88ZM196 160L198 161V163H197V166H195V169L191 170V172L188 174L187 177H183L184 173H186L190 169V166L192 165V163H195ZM33 161H35V160H33ZM47 161H49V163L51 162L48 159H47ZM47 161H45V162H47ZM89 161H91V160H89ZM98 163H99V165H98ZM83 164H85V163H83ZM85 168H86V166H85ZM85 170H87V168ZM1 171H3V170H1ZM71 171H72V169H71ZM78 172H79V170L77 171V173ZM0 174L2 175L3 172H0ZM58 174L61 175L62 177L60 176V180L54 181L53 178L54 179H55V177L59 178ZM3 175L0 176V203L2 204V206L4 208H6L8 210H9V208L14 209V207H15L14 206L15 203H13L14 198H11L13 201L10 199L9 196L11 194L10 195L8 194V192H9L8 190L13 188L15 183H13V181H9L10 177L8 178V181H4L5 180L4 176H6V174L4 176ZM77 175H79V174H77ZM80 175H79V178H81ZM24 176H25V174H24ZM12 177H13V175L11 176V179H12ZM82 178H84V175ZM13 179L15 180V177H13ZM84 180L85 179H83V184H84ZM78 182H77V185H78ZM79 187H80V185H79ZM77 188H78V186L76 187V189ZM16 190H17V188H16ZM27 191H28V189H27ZM80 191H82V190H80ZM86 191L88 192V190H86ZM31 194H28L29 198L26 197L25 199H27V198L30 199ZM21 195H22V193H21ZM24 195H26V193ZM24 195H23V197H24ZM92 198L93 197H90L88 199L91 200ZM22 200H24V199H22ZM28 204H29V206H31L30 203H28ZM32 204H33V202H32ZM22 206H24V205H22ZM29 206L27 208H29ZM25 208H26V206H25ZM8 210L7 211L4 210V211L8 212ZM17 210H18V208H17ZM21 211H22V209H21ZM24 211H25V209H24ZM24 211H22V212H24ZM28 213H30V211ZM32 215L34 216V212ZM12 218H14V217H12ZM262 219H263L262 221L264 222V213H263ZM93 222H94V224H92ZM86 224L88 226L90 225L88 223H85V225ZM262 224L264 225V223H262ZM44 226H46V227H44ZM262 227H264V226H262ZM45 228H47V229H45ZM50 230H51V228H50ZM30 231H33V230H30ZM48 232H50V231L48 230ZM35 233H34V235H35ZM43 234H46V233H43ZM43 234H42V236H43ZM50 234H51V232H50ZM46 235H47V237L45 236V238H47V239H48V237L51 238V236H52V235L50 236L49 234H46ZM90 238H91V243H89L90 244L89 245L90 251L88 254L87 250H86V243L89 241ZM49 240H51V239H49ZM54 240H55V238H54ZM54 240H52V241H54ZM68 245H70V246H68ZM251 254L252 255H251L250 259L247 262H245L244 264H264V236L261 237L256 242L254 250Z\"/></svg>", "mask_w": 264, "mask_h": 264}]
</instances>
